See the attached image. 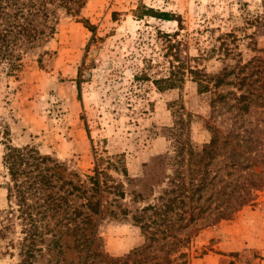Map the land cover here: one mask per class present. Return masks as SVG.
I'll list each match as a JSON object with an SVG mask.
<instances>
[{
  "label": "rangeland",
  "instance_id": "1",
  "mask_svg": "<svg viewBox=\"0 0 264 264\" xmlns=\"http://www.w3.org/2000/svg\"><path fill=\"white\" fill-rule=\"evenodd\" d=\"M259 2L86 0L71 14L58 9L52 37L24 55L14 76L0 74V125L8 127L11 143L33 145L57 159L67 179L99 199L92 249L122 258L117 264H264V185L252 202L225 216L226 183L241 181L248 170L245 162L239 168L230 161L251 156L253 170L264 169V107L253 105L237 118L254 141L232 158L223 137L237 121L233 109L223 102L211 106L215 92L231 87L201 93L188 73L177 88L159 91L153 83L169 71L159 31H178L184 60L208 72L219 70L221 61L206 51L230 30L243 59L264 57V28L245 27L243 20L244 8L253 11ZM158 12L180 17L181 29ZM214 128L217 152L196 155ZM2 153L0 144V210L6 211L9 177ZM95 168L100 186L92 190ZM78 194L61 207L73 212L75 222L82 217L78 211H88ZM148 204L154 207L143 211ZM139 215L141 223L134 219ZM19 231L18 225L9 234L15 242ZM62 245L67 260L77 262L83 254L75 234L64 236ZM16 253L0 239V264H16Z\"/></svg>",
  "mask_w": 264,
  "mask_h": 264
},
{
  "label": "trees",
  "instance_id": "2",
  "mask_svg": "<svg viewBox=\"0 0 264 264\" xmlns=\"http://www.w3.org/2000/svg\"><path fill=\"white\" fill-rule=\"evenodd\" d=\"M85 1L0 0V74L14 76L22 66L24 55L52 37L58 23V9L71 14L83 7ZM244 9L245 27L264 28V0H260L253 11ZM156 17L177 21L181 29L182 23L178 16L158 12ZM158 34L161 39L159 47L163 51L162 56L169 65L168 75L153 80L159 91L180 87L184 75L188 73L201 93L212 88L231 87L226 93L215 92L211 106L216 102L229 103L235 119L240 117L241 113H250L253 105L264 107V57L254 55L247 60L243 59L235 30L218 35V45L213 44L206 51V56L216 54L221 61L220 69L216 72H208L204 67H199L198 64L190 65L184 60L182 43L177 39L178 31L173 33L159 31ZM244 36L251 39L253 37L247 33ZM251 48L258 50L256 47ZM218 141L219 131L214 128L209 143L195 154L200 157L205 154L214 155L217 152ZM253 141L251 131L245 129L238 119L232 122L231 128L223 137V144L229 145L232 158L241 157L238 147L246 148ZM0 144L3 145L2 164L9 177L7 183L9 210H0V239H7L8 247L17 249L16 264H88L89 259L90 264L101 261L103 264L111 262L117 264L122 260L113 259L103 251L92 249L97 233L92 214L100 213V201L95 199L93 194L85 195L88 191L86 187L67 179L62 163L49 155L41 154L33 145H13L9 139V129L4 125H0ZM242 162H245L244 167L248 169L243 179L226 183L229 189L225 191L228 205L225 216L252 202L254 191L264 185V169L258 173L253 170L257 164L253 157H245L243 161L233 159L229 166H241ZM100 174L101 172L95 168L94 175L89 176L91 184L89 189L99 188ZM75 191L79 192L78 197L84 195V201L80 205H85L89 211H78L77 216H82L79 222H75L71 217L73 212L66 213L61 209L62 205H68V197ZM153 207L148 204L142 207V210ZM50 219H54L53 226ZM134 219L141 223L143 216H135ZM18 225L21 235L15 242L14 237H9V234H15ZM74 234L78 239L77 247L83 253L77 262L65 258L62 245L64 236ZM140 250L141 248L133 250V255L140 253ZM132 257L134 260V256L129 259ZM127 258L128 256L123 261L126 262ZM136 264L144 263L139 261ZM149 264L163 262L154 261Z\"/></svg>",
  "mask_w": 264,
  "mask_h": 264
},
{
  "label": "crops",
  "instance_id": "3",
  "mask_svg": "<svg viewBox=\"0 0 264 264\" xmlns=\"http://www.w3.org/2000/svg\"><path fill=\"white\" fill-rule=\"evenodd\" d=\"M206 258H207V257L205 256V258H204L203 260H206Z\"/></svg>",
  "mask_w": 264,
  "mask_h": 264
}]
</instances>
